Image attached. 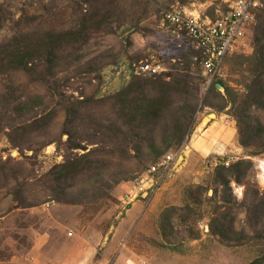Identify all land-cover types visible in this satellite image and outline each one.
Instances as JSON below:
<instances>
[{
	"label": "rangeland",
	"instance_id": "1",
	"mask_svg": "<svg viewBox=\"0 0 264 264\" xmlns=\"http://www.w3.org/2000/svg\"><path fill=\"white\" fill-rule=\"evenodd\" d=\"M225 2L0 0L1 62L6 57L3 48L14 43L22 31L34 29L36 40L50 30L77 29L76 22L93 12L102 21L89 33L78 53L61 61L54 75L38 68L32 77L0 72V264H117L121 257L127 264H250L255 259L258 247L212 233L214 205L208 199L214 193V169L239 160L252 163L251 182L264 192L257 168V159L264 158V152L253 154L239 144L237 122L230 107L223 108L224 88L206 89L201 51L186 39L169 36L160 20L161 14L171 8L216 19L226 11ZM262 11L250 27L245 45L224 64L225 83L238 96L246 92L247 72L244 73L245 66L240 67L237 56L252 51L254 30ZM191 53L195 55L191 75L194 85L201 88L198 99L173 97L166 124L158 131L156 147L141 153L132 151V157L121 159L113 143H98L100 139L93 134L106 129L102 124L110 126L116 118L111 111L115 96L135 77H150L138 74L141 63H160L170 72ZM22 98L31 99L28 108H33L32 113L16 110ZM66 99L87 102L76 135L88 140L83 143L87 148L73 152L78 156L91 153L83 173L55 184L53 168L64 163L65 156L71 153L68 135L64 134ZM9 102L12 105L7 112ZM48 114L51 117L45 121L47 126L43 122L40 128L23 134L11 132L7 126ZM213 115L208 124H202ZM254 119L264 122V114L254 112ZM210 127L215 131L204 135ZM183 128L185 138L179 145L176 138ZM198 139L210 146L209 153L194 148ZM169 153L178 154L177 160L154 194L162 192L166 203L173 204L160 214V235L151 234L150 222L134 231L137 224L124 225L128 209L122 206L121 196L131 180L145 174ZM198 185L209 186L207 194L203 192L200 206L188 207L187 192ZM231 187L238 201H242L246 184L233 181ZM172 208L174 213L170 214L169 224H165L163 216ZM244 218L243 213L237 216L238 230L243 228Z\"/></svg>",
	"mask_w": 264,
	"mask_h": 264
},
{
	"label": "trees",
	"instance_id": "2",
	"mask_svg": "<svg viewBox=\"0 0 264 264\" xmlns=\"http://www.w3.org/2000/svg\"><path fill=\"white\" fill-rule=\"evenodd\" d=\"M76 23L79 24L77 29L50 30L43 38L36 40H34V29L22 31L19 37L15 38L14 43L3 48L6 57L2 62L0 60V72L5 75L23 73L32 77L34 70L38 68L45 70L49 75H54L61 61L78 53L89 33L100 27L102 21L97 13L93 12ZM252 48L249 54L237 56L241 59L240 67L245 66L244 73L247 72L246 92L243 96H238L224 80L218 81L211 87L217 89L220 86L225 90L223 108L229 106L237 122L239 144L251 149L253 154H260L264 152V122L261 119H254V112L264 114V10L254 30ZM193 57L194 54H188L184 61H179L170 72L147 78L135 77L129 82L115 96L111 111L116 118L113 119L112 124L110 126L102 124L106 129L93 134L100 139L98 143L102 145L113 143L121 159L132 157V151L141 153L144 149L156 147L158 131L163 124H166L167 114L173 105V97L198 99L201 88L199 85H194L195 80L191 75ZM27 98L20 100L16 110H26L27 113L34 111L33 108H28L31 99ZM4 99L9 100L5 96ZM7 104V112H9L12 103ZM65 105L68 118L64 124V134L68 135L67 144L71 153L65 156L64 163L53 168L52 180L55 184L75 179L83 173L87 169L85 160L91 153L78 156L73 152L75 149L87 148L83 143L88 140L78 139L76 136L81 127L87 102L84 99L76 101L66 99ZM50 117L51 114L39 119H34L33 116L20 123L12 122L7 126L11 128V132L23 134L34 128H40V125L45 121L48 122ZM112 127L115 129L112 130ZM105 130L111 131L112 134L109 135ZM185 130L183 128V131L177 135L176 141L179 145L184 141ZM163 142L165 143L166 140ZM252 168L250 161L239 160L229 166L222 163L214 169L211 180L214 193L208 199V203L214 205L210 227L213 234H219L224 239H232L241 245L249 243L258 247L256 257L250 264H264V192L259 190L257 184L251 182ZM233 181L246 184L242 201H238L233 194L231 187ZM208 189L209 186L198 185L188 190L187 206H200L203 202V192L207 194ZM173 213V208L166 211L163 216L165 224H169L170 214ZM239 213L245 216L244 226L240 230L235 227L236 222H239L237 221Z\"/></svg>",
	"mask_w": 264,
	"mask_h": 264
},
{
	"label": "built area",
	"instance_id": "3",
	"mask_svg": "<svg viewBox=\"0 0 264 264\" xmlns=\"http://www.w3.org/2000/svg\"><path fill=\"white\" fill-rule=\"evenodd\" d=\"M225 3L226 11L216 19H203L194 12L178 8L161 14V27L169 36L186 39L201 51L200 65L206 78V89L220 80L225 81V61L245 45L244 40L257 20V13L264 9V0H226ZM166 72L160 63L144 62L138 74L156 76ZM177 156L176 153L163 156L145 174L131 180L121 196L122 206L128 209L137 201H148L174 168Z\"/></svg>",
	"mask_w": 264,
	"mask_h": 264
},
{
	"label": "crops",
	"instance_id": "4",
	"mask_svg": "<svg viewBox=\"0 0 264 264\" xmlns=\"http://www.w3.org/2000/svg\"><path fill=\"white\" fill-rule=\"evenodd\" d=\"M231 128L233 130L232 126ZM209 129H207V132L209 131ZM232 133L234 134V132ZM208 140L211 139L209 138ZM196 150L203 152L198 149ZM172 205L173 204L168 203V201L166 203V201L163 199L162 192L157 193V195H153L148 201H144V200L137 201L134 204H132L130 207H128L127 216H126L127 218L126 221L124 222V225L125 223L126 224L130 223V227H132L134 224H137L136 228H134V231H136L140 227V225H142V223L146 224L150 222L152 223L150 229L151 230L150 232H152L151 234L157 235V233L159 232L158 235H160V227H159L160 214L165 208H168ZM117 264H127V261L124 257H121Z\"/></svg>",
	"mask_w": 264,
	"mask_h": 264
},
{
	"label": "bare ground",
	"instance_id": "5",
	"mask_svg": "<svg viewBox=\"0 0 264 264\" xmlns=\"http://www.w3.org/2000/svg\"><path fill=\"white\" fill-rule=\"evenodd\" d=\"M210 118H214V115L213 116H209L207 118H205L203 120V123L202 124H208L209 121H210ZM212 128V127H211ZM209 129L210 132L208 131L207 133H205L206 136H209V133H212L214 132L215 130L212 128V129ZM232 133V132H230ZM229 134V132L226 134V137L227 135ZM220 136V135H219ZM233 136V135H232ZM211 138V137H210ZM224 139V138H223ZM201 139H198L197 141L194 142V147L198 150H201L203 151L205 154L209 153L210 152V148L209 145H207V143H205V140L204 141H200ZM217 140V139H216ZM225 140V139H224ZM225 141H229V140H225ZM210 142V141H209ZM211 143V142H210ZM257 168H258V181L260 183V185L264 188V158H259L257 159ZM241 189H238V191H240Z\"/></svg>",
	"mask_w": 264,
	"mask_h": 264
},
{
	"label": "water",
	"instance_id": "6",
	"mask_svg": "<svg viewBox=\"0 0 264 264\" xmlns=\"http://www.w3.org/2000/svg\"><path fill=\"white\" fill-rule=\"evenodd\" d=\"M219 88H221V87H219Z\"/></svg>",
	"mask_w": 264,
	"mask_h": 264
}]
</instances>
